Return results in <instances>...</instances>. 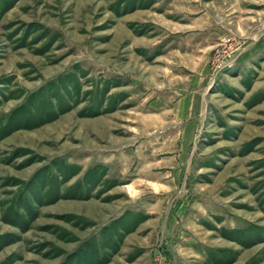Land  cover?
Segmentation results:
<instances>
[{
  "label": "rangeland",
  "instance_id": "rangeland-1",
  "mask_svg": "<svg viewBox=\"0 0 264 264\" xmlns=\"http://www.w3.org/2000/svg\"><path fill=\"white\" fill-rule=\"evenodd\" d=\"M0 264H264V0H0Z\"/></svg>",
  "mask_w": 264,
  "mask_h": 264
}]
</instances>
